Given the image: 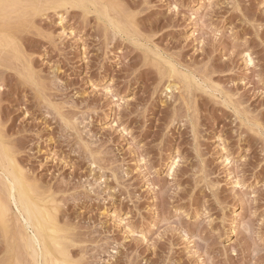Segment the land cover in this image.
<instances>
[{"label": "rangeland", "instance_id": "374dc122", "mask_svg": "<svg viewBox=\"0 0 264 264\" xmlns=\"http://www.w3.org/2000/svg\"><path fill=\"white\" fill-rule=\"evenodd\" d=\"M16 2L0 139L57 256L264 264V0ZM20 215L8 202L0 264H42Z\"/></svg>", "mask_w": 264, "mask_h": 264}, {"label": "bare ground", "instance_id": "6f19581e", "mask_svg": "<svg viewBox=\"0 0 264 264\" xmlns=\"http://www.w3.org/2000/svg\"><path fill=\"white\" fill-rule=\"evenodd\" d=\"M62 1L64 5L70 3V0ZM0 4L4 5L3 8H0V10L10 9L12 11L19 8L16 0H13L12 3H9L6 0H0ZM177 84L175 82H169L166 88L167 90L171 88L175 89L177 88ZM0 169H3L7 173V178H5L7 181L4 184L6 190V200L2 198L0 193V224L4 234L7 235L8 233L6 219L8 214V202H12L16 205L17 209L21 213L22 216H20L23 217L26 227L32 229L30 235H28V233L23 234L25 244L27 248L35 253L37 257L41 258L42 264H71L66 255L62 254V256H57V254L51 248L50 243L55 242V240L54 236L48 233L47 220L49 219L53 223V215L48 211L46 206L42 205L30 194L25 177L17 170L14 158L11 156L8 147L1 139ZM53 232H55V230H53Z\"/></svg>", "mask_w": 264, "mask_h": 264}, {"label": "snow or ice", "instance_id": "6c2138e0", "mask_svg": "<svg viewBox=\"0 0 264 264\" xmlns=\"http://www.w3.org/2000/svg\"><path fill=\"white\" fill-rule=\"evenodd\" d=\"M4 5L3 4H0V8H3ZM37 23L39 22L38 20L36 21ZM60 23L63 24L64 21H63V17L60 18Z\"/></svg>", "mask_w": 264, "mask_h": 264}]
</instances>
